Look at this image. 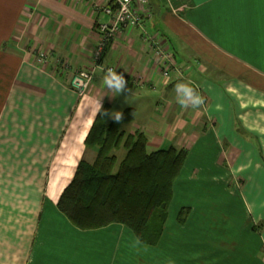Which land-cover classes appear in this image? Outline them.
<instances>
[{"label": "crops", "instance_id": "0c3cea01", "mask_svg": "<svg viewBox=\"0 0 264 264\" xmlns=\"http://www.w3.org/2000/svg\"><path fill=\"white\" fill-rule=\"evenodd\" d=\"M107 5L0 0V264H264V0H149L95 61ZM145 33L172 53L167 76ZM108 67L126 91L104 87ZM79 69L92 70L83 95L70 85ZM178 82L206 103L182 109ZM99 101L134 109L123 129L143 132L148 152L187 150L154 245L119 223L78 229L57 206L94 160L84 140Z\"/></svg>", "mask_w": 264, "mask_h": 264}, {"label": "trees", "instance_id": "16d2710c", "mask_svg": "<svg viewBox=\"0 0 264 264\" xmlns=\"http://www.w3.org/2000/svg\"><path fill=\"white\" fill-rule=\"evenodd\" d=\"M102 107L111 112L108 104ZM121 112L120 123L99 113L95 116L84 140L85 146L95 151L94 160L78 163L57 206L78 229L119 223L142 244L154 245L163 231L173 182L187 150L170 146L148 152L143 132L123 129L133 121L134 109ZM119 149L124 150L120 161L114 153ZM187 213L188 208H182L178 222H184Z\"/></svg>", "mask_w": 264, "mask_h": 264}, {"label": "built area", "instance_id": "2783aa9c", "mask_svg": "<svg viewBox=\"0 0 264 264\" xmlns=\"http://www.w3.org/2000/svg\"><path fill=\"white\" fill-rule=\"evenodd\" d=\"M148 1L149 0H108V5L105 6L103 10L110 16V20L101 22L97 26L100 37L93 51L95 61L101 59L104 50L117 32L127 27L141 25L139 8L146 6ZM144 39L150 41L153 54L156 59L160 61L162 66L163 75L167 76L174 63L172 53L165 47V44H162L158 40V38L150 37L145 33ZM44 58V53L40 52L37 57L38 63H41ZM109 68L112 67H108L105 70L107 71ZM91 78L92 70L79 69L71 75L70 85L79 95H83L87 92Z\"/></svg>", "mask_w": 264, "mask_h": 264}, {"label": "clouds", "instance_id": "9594fccd", "mask_svg": "<svg viewBox=\"0 0 264 264\" xmlns=\"http://www.w3.org/2000/svg\"><path fill=\"white\" fill-rule=\"evenodd\" d=\"M103 85L109 92L118 95L127 90V81L122 73H118L115 69H107L103 76ZM198 87H193L190 82H178L174 85L176 103L182 109H197L206 103L204 95L198 91ZM100 114L101 117H111L115 122L120 123L123 120V114L121 111L108 112L103 109L100 101L98 102L96 115ZM259 220L253 219V223H258Z\"/></svg>", "mask_w": 264, "mask_h": 264}, {"label": "rangeland", "instance_id": "374dc122", "mask_svg": "<svg viewBox=\"0 0 264 264\" xmlns=\"http://www.w3.org/2000/svg\"><path fill=\"white\" fill-rule=\"evenodd\" d=\"M254 84L264 89V83L259 82V83H254ZM89 85H90V84H89ZM88 88H89V87H88ZM87 91H88V89H87ZM86 93H87V92H86ZM118 107H119V106H118ZM118 107H117V106L112 107L111 111H117V110L119 111V110L123 109V108L118 109ZM114 153H115L116 156H117V160L120 161V160L122 159L123 155H124V150H123V149H119V150H117V151H114Z\"/></svg>", "mask_w": 264, "mask_h": 264}]
</instances>
